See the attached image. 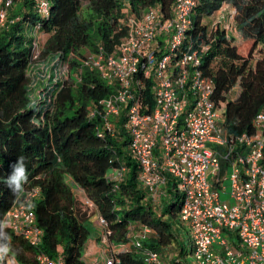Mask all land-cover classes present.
<instances>
[{
	"label": "trees",
	"instance_id": "trees-1",
	"mask_svg": "<svg viewBox=\"0 0 264 264\" xmlns=\"http://www.w3.org/2000/svg\"><path fill=\"white\" fill-rule=\"evenodd\" d=\"M11 1L0 29V222L4 223L5 215L27 193L38 188L40 196L30 209L42 231L41 243L31 247L5 226L17 264H35L37 253L61 259L62 264H87L85 247L98 230L91 220L80 217L72 187L84 193L94 215L103 219L118 264H144L142 256L134 252L115 253L130 243L137 227L152 231L142 247L158 252L164 264L167 258L170 264H189L186 259L194 248L189 230L179 218L182 196L175 181L160 187L156 200L152 199L139 182L140 169L129 151L123 114L110 121V130L99 117L90 116L100 100L114 93L116 84L102 80L87 66L78 83L70 80L78 62L69 55L85 58V50L92 53L98 46L112 53L126 34L127 17H140L147 9L157 8L160 18L166 20L174 13L175 0ZM39 1L47 4V16L39 13ZM224 4L236 11L235 32L242 42L249 41L246 55L233 44L231 31L220 26L209 31L203 24L204 17ZM17 17L18 21H9ZM191 22L189 44L200 55L199 69L212 83L215 105H223L221 130L234 137L253 135L257 117L264 116V0H198ZM40 33L48 37L41 57L57 55L53 69H59L61 76L57 84L40 88L49 101L31 99L28 93L27 71L40 52L36 41ZM201 44L207 51L198 50ZM234 89L236 94L230 96ZM137 98L152 104L148 80ZM261 126L264 135V122ZM21 156L29 178L14 195L4 181ZM120 169H125L123 178L109 180L107 174ZM0 243L4 241L0 239Z\"/></svg>",
	"mask_w": 264,
	"mask_h": 264
},
{
	"label": "built area",
	"instance_id": "built-area-1",
	"mask_svg": "<svg viewBox=\"0 0 264 264\" xmlns=\"http://www.w3.org/2000/svg\"><path fill=\"white\" fill-rule=\"evenodd\" d=\"M39 3L38 11L47 16V4ZM11 4L0 0V29ZM197 4L198 0H175L174 13L166 20L157 8L140 17L129 16L126 34L112 53L101 46L86 53L84 66L116 84L114 93L100 100L90 116L99 117L110 130V121L123 114L129 151L140 169L139 182L152 199L156 200L160 187L175 181L182 193L179 218L194 248L193 264H264V135L260 132L264 116L257 117L256 132L250 136L234 137L218 130L213 86L199 69L200 55L191 49L187 35ZM198 50L203 53L207 46L201 44ZM147 80L151 105L137 98ZM124 171L112 170L109 179L120 181ZM227 171L229 200L221 202L218 190L225 191ZM39 196L38 188L31 190L6 218L10 229L32 247L42 237L30 209ZM99 223L104 225L102 219ZM143 231L135 237L131 234V247L123 250L142 256L144 264H161L158 252L142 247L145 234H153ZM36 262L62 264L43 253L37 254ZM103 264L118 262L111 254Z\"/></svg>",
	"mask_w": 264,
	"mask_h": 264
},
{
	"label": "rangeland",
	"instance_id": "rangeland-1",
	"mask_svg": "<svg viewBox=\"0 0 264 264\" xmlns=\"http://www.w3.org/2000/svg\"><path fill=\"white\" fill-rule=\"evenodd\" d=\"M40 2V1H39ZM52 4V3H50ZM10 12V8L8 11H6V15ZM127 13V11H125ZM40 13V12H39ZM8 16V15H7ZM236 16L235 9L228 4H224L218 11L213 13L212 15L208 17H204L203 24L208 27V30L214 29L217 26L223 27L226 31H231L232 35H234L235 40L233 42L234 45L238 46L239 51L246 55L249 41L244 43L238 36V33L234 30V18ZM19 18H13L9 21H18ZM8 21V22H9ZM10 24V23H9ZM37 45L40 47V52L38 54V57L35 59V64L32 65V67L27 71L29 83H28V93L29 98L33 99V97H40L39 99H46L49 101L48 97L45 96L41 91L40 88L42 86H48L51 84H57L61 81V76L59 73V69H53L54 65L57 62L58 56H49L46 58L41 57V49L44 46L47 36L43 34H37ZM86 50L84 51V54ZM89 52V51H87ZM91 53V52H89ZM37 56V55H36ZM70 59H73L74 61L78 62V65L71 70L70 72V80L72 83H78L80 79L81 72L84 68V56L79 55H69ZM62 74V73H61ZM237 92V89H234L229 95L233 96ZM223 105H220L219 110H222ZM222 113L220 112V115ZM221 119H218V125L220 124ZM220 126V125H219ZM116 173V172H115ZM117 174V173H116ZM112 176V175H111ZM114 177V176H112ZM226 180L223 181V186L225 188V191L218 190L220 201L221 202H227L229 200V192H230V180H229V171L226 173ZM68 183L71 185V181L68 180ZM72 190L74 191V195L77 200V210L79 211V215L81 218H87L91 220V223L93 227L98 230L96 233H93L91 235V238L88 240L86 247H85V261L87 264H103L106 262V258L110 257L111 254H114L111 249L112 247L109 246L107 238L104 234L103 227L98 223L97 218L94 216L93 207L92 205L87 201V199L84 197V193L78 189L72 187ZM180 195L182 193H179ZM159 208L158 206H155V209ZM102 230V231H101ZM143 229H140V227H137L133 233L132 237H135L137 235L143 234ZM147 235L144 238V241L148 240L152 234H145ZM224 237H226L224 235ZM125 248L131 247V244H127L124 246ZM122 247H119L115 250V253L122 252ZM174 254V251H173ZM169 255V254H168ZM172 256V254L170 253ZM173 257V256H172ZM171 257V258H172ZM170 258H167L165 261V264H170L169 262ZM186 262L194 263V259L191 255H188ZM161 264H164L163 261H161Z\"/></svg>",
	"mask_w": 264,
	"mask_h": 264
},
{
	"label": "clouds",
	"instance_id": "clouds-1",
	"mask_svg": "<svg viewBox=\"0 0 264 264\" xmlns=\"http://www.w3.org/2000/svg\"><path fill=\"white\" fill-rule=\"evenodd\" d=\"M218 108V113H219V119H221L222 117V114L220 115V112L222 113V110H219V107ZM223 109V108H222ZM217 128L218 130L222 131L221 130V127L217 124ZM11 173L10 175L7 177V180L4 181L7 186L11 189V191L13 192V194H19L22 190H23V185L26 184L28 182V170H27V167H26V164H25V158L23 156L21 157H18L16 162L14 164L11 165ZM111 172V171H110ZM110 172L107 174L108 178H109V174ZM110 180V179H109ZM86 198V197H85ZM87 199V198H86ZM88 201V200H87ZM89 202V201H88ZM90 203V202H89ZM91 204V203H90ZM92 205V204H91ZM13 209V208H12ZM11 209V210H12ZM10 210V211H11ZM9 211V212H10ZM8 212V213H9ZM7 213V214H8ZM7 214L5 215V218H4V223L3 222H0V239H2L4 241V243H0V261H5V258H6V255H11L12 258L14 259V261L16 262L15 260V257H14V254L13 252H11V245H10V240L11 238L3 231L5 226L9 227L8 223H7ZM96 218H97V221L99 223V219H101V217L99 216H96L94 215ZM103 220V219H102ZM100 224V223H99ZM105 224V223H104ZM102 227H103V224H100ZM103 229H105L103 227ZM11 230V229H10ZM12 231V230H11ZM104 231V230H103ZM13 233H15L14 231H12ZM17 234V233H15ZM104 234L107 238V233L106 231H104ZM18 235V234H17ZM20 236V235H19ZM41 241H42V238H41ZM27 242V241H26ZM31 246V245H30ZM32 247V246H31ZM130 248V247H129ZM86 253V252H85ZM39 254V253H37ZM37 256V255H36ZM139 256V255H138ZM85 257V256H84ZM116 258V257H115ZM117 260V259H116ZM160 262H161V259H160ZM17 264V262H16ZM35 264H37L36 262V258H35Z\"/></svg>",
	"mask_w": 264,
	"mask_h": 264
},
{
	"label": "crops",
	"instance_id": "crops-1",
	"mask_svg": "<svg viewBox=\"0 0 264 264\" xmlns=\"http://www.w3.org/2000/svg\"><path fill=\"white\" fill-rule=\"evenodd\" d=\"M96 233V231H95ZM5 264H16V262L14 261V259L12 258L11 255H6V258H5Z\"/></svg>",
	"mask_w": 264,
	"mask_h": 264
}]
</instances>
